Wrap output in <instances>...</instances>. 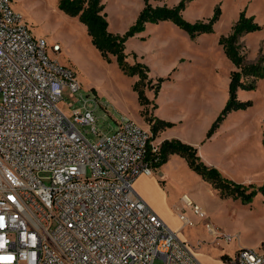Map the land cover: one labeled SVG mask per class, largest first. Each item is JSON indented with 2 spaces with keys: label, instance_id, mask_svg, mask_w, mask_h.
I'll return each instance as SVG.
<instances>
[{
  "label": "built area",
  "instance_id": "obj_1",
  "mask_svg": "<svg viewBox=\"0 0 264 264\" xmlns=\"http://www.w3.org/2000/svg\"><path fill=\"white\" fill-rule=\"evenodd\" d=\"M98 110L116 127L99 130ZM109 110L0 0V264H202L135 191L137 178L154 176L147 159L159 145ZM224 264H264V242Z\"/></svg>",
  "mask_w": 264,
  "mask_h": 264
},
{
  "label": "rangeland",
  "instance_id": "obj_2",
  "mask_svg": "<svg viewBox=\"0 0 264 264\" xmlns=\"http://www.w3.org/2000/svg\"><path fill=\"white\" fill-rule=\"evenodd\" d=\"M11 1L12 8L32 34L46 39L50 58L76 72L85 95L108 101L111 113L128 118L151 134L133 91L138 78L126 75L115 61L103 60L85 26L59 10V0ZM180 1L164 0L152 5L172 8ZM103 3L109 31L119 35L134 24L144 8L143 0H103ZM217 7L221 8L222 16L215 33L193 41L172 22L150 25L143 37L127 43V61L131 65L147 66L154 84L159 78L168 79L158 96L153 90H146L153 98L148 109L150 116L177 124L173 132L196 143L193 146L198 152L202 149L201 160L218 169L223 177L239 184L261 186L264 183V78L249 79L248 83L255 82L256 88L239 91V100L252 102L251 108L232 112L211 138L207 134L228 103L230 75L235 70L219 39L231 33L240 13L246 10L248 16L256 17L263 30L241 39L245 64L264 59V0H195L188 5L184 18L192 23L205 22ZM54 46L60 47L58 53L52 51ZM65 99L67 106H80L67 94ZM97 120L99 130L116 127L103 110H98ZM223 124L225 127L221 129ZM87 130L90 131L87 137L96 141L91 128ZM152 143L157 144L156 140ZM153 173L160 177L165 190L159 196L165 222L178 229L179 237L190 245L202 264H224L223 256L234 258L240 248L255 249L264 242L263 195L258 194L249 206L239 200H223L179 156ZM185 195L201 207L204 218L194 215L184 204ZM180 214L189 219L187 226H182Z\"/></svg>",
  "mask_w": 264,
  "mask_h": 264
},
{
  "label": "trees",
  "instance_id": "obj_3",
  "mask_svg": "<svg viewBox=\"0 0 264 264\" xmlns=\"http://www.w3.org/2000/svg\"><path fill=\"white\" fill-rule=\"evenodd\" d=\"M144 8L140 12L134 24L123 34H115L109 31L108 15L103 0H59V10L68 17L77 18L85 28L87 35L95 49L103 60L108 63L115 61L119 68L130 77H137L138 81L133 85V91L137 94L141 107V115L150 126L151 139L155 141L162 132L175 127V124L154 118L149 115L148 107L151 101L146 90H153L158 96L162 84L168 80L159 78L154 81L149 78V68L141 63L131 65L127 59V43L143 34L149 25H157L161 22H172L176 27L185 32L191 40L195 41L202 35L215 33V27L221 19L222 10L217 7L213 16L208 21L189 22L184 18V12L188 5L195 0H181L176 6L152 5V2L164 0H143ZM263 27L256 22L255 16H248L247 11L240 13L239 19L232 27L228 36L219 39V45L226 57L235 67L230 75L229 100L224 110L213 123L207 134L211 138L220 128L224 120L234 111H246L253 106L252 102H242L238 98L240 90L252 91L256 88L255 82L264 78V59L252 65L245 64V56L241 53V39L251 33L261 32ZM136 58V54H134ZM179 156L186 161L189 168L207 181L218 196L223 200H239L242 205L249 206L254 198L261 194L264 196V183L261 186L236 183L222 176L214 167L207 166L200 158L198 150L180 140H165L157 151H149L148 162L155 171L167 164L172 156ZM228 256H223L226 260ZM225 262V261H224Z\"/></svg>",
  "mask_w": 264,
  "mask_h": 264
},
{
  "label": "crops",
  "instance_id": "obj_4",
  "mask_svg": "<svg viewBox=\"0 0 264 264\" xmlns=\"http://www.w3.org/2000/svg\"><path fill=\"white\" fill-rule=\"evenodd\" d=\"M150 27V25L148 26ZM147 27V28H148ZM86 29V28H85ZM145 34H141L137 36V38L143 37ZM148 98L152 102V95L149 91L146 92ZM239 92H238V98H239ZM103 102H108V101H103ZM109 103V102H108ZM149 109V107H148ZM115 111V110H114ZM155 116V113H154ZM161 119V118H159ZM163 120V119H162ZM176 126L173 129H169L168 131L166 130L165 132H162L159 137L156 139L157 144L160 146L161 143L165 140H180L183 143L189 144L191 146H196V143L192 141H187L185 138L177 135L173 131L176 129ZM225 127V124L222 125L221 129ZM218 135V134H217ZM216 135V136H217ZM215 136V137H216ZM202 149H199V154L201 155ZM176 155L172 156L170 159H174ZM178 157V156H177ZM160 177L157 176H146V175H141L137 180L135 181L134 188L137 193V195L142 198L148 205H150L153 210L159 215V217L165 222L164 216H165V211L162 208V200L159 198V196H163L165 193V190L163 186L161 185ZM251 181H249V184ZM160 196V197H161ZM166 223V222H165ZM167 224V223H166ZM173 231L177 232L178 229L176 227H172L169 224H167ZM256 249V248H255Z\"/></svg>",
  "mask_w": 264,
  "mask_h": 264
},
{
  "label": "snow or ice",
  "instance_id": "obj_5",
  "mask_svg": "<svg viewBox=\"0 0 264 264\" xmlns=\"http://www.w3.org/2000/svg\"><path fill=\"white\" fill-rule=\"evenodd\" d=\"M9 259H10V257H9Z\"/></svg>",
  "mask_w": 264,
  "mask_h": 264
},
{
  "label": "bare ground",
  "instance_id": "obj_6",
  "mask_svg": "<svg viewBox=\"0 0 264 264\" xmlns=\"http://www.w3.org/2000/svg\"><path fill=\"white\" fill-rule=\"evenodd\" d=\"M179 236V235H178Z\"/></svg>",
  "mask_w": 264,
  "mask_h": 264
}]
</instances>
